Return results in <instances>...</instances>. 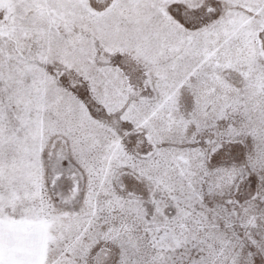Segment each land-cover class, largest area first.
Masks as SVG:
<instances>
[{"label": "snow or ice", "instance_id": "1", "mask_svg": "<svg viewBox=\"0 0 264 264\" xmlns=\"http://www.w3.org/2000/svg\"><path fill=\"white\" fill-rule=\"evenodd\" d=\"M0 264H264V0H0Z\"/></svg>", "mask_w": 264, "mask_h": 264}]
</instances>
